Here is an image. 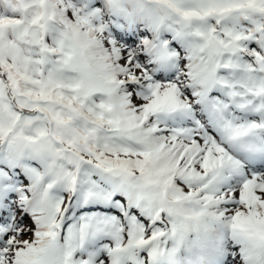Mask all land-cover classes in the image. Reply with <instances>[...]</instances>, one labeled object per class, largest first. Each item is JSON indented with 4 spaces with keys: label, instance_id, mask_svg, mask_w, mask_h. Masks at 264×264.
Wrapping results in <instances>:
<instances>
[{
    "label": "snow or ice",
    "instance_id": "1",
    "mask_svg": "<svg viewBox=\"0 0 264 264\" xmlns=\"http://www.w3.org/2000/svg\"><path fill=\"white\" fill-rule=\"evenodd\" d=\"M0 264H264V0H0Z\"/></svg>",
    "mask_w": 264,
    "mask_h": 264
}]
</instances>
